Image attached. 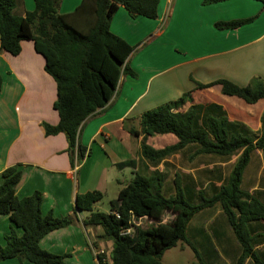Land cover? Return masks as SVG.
<instances>
[{
  "label": "trees",
  "instance_id": "obj_1",
  "mask_svg": "<svg viewBox=\"0 0 264 264\" xmlns=\"http://www.w3.org/2000/svg\"><path fill=\"white\" fill-rule=\"evenodd\" d=\"M34 1L33 11L19 14L17 9L23 6V0H0V55L5 51L17 56L23 41H33L36 52L45 59L46 72L57 85L54 109L60 120L57 125L44 123L45 135L64 134L67 152L76 166L89 154L81 143L84 122L106 109L117 94L122 76L137 77L128 60L139 46H130L113 34L111 20L120 7L133 18L157 19L159 0H83L73 13L66 15L59 12L62 0ZM225 1L228 0H204L203 4ZM256 1L264 6V0ZM257 17L219 21L215 28L221 31L238 29L253 23ZM195 83L199 90L220 86L223 95L240 98L251 105L264 99V79L260 77L245 87L227 79L210 84ZM1 84L0 76V87ZM191 95L192 92H187L177 100L144 112L140 130H131V134L143 136L142 156L155 167L193 146L199 156L231 158L238 155L230 175L211 197L200 190L197 203L188 198L179 174L174 178L175 194L166 197L163 193L165 175L159 170L151 175L136 173L111 202L110 213L94 209L103 198L100 191L78 194L76 209L89 213L84 225L101 227L103 234L99 239L112 242L111 264H162L165 252L180 243L188 244L194 251L197 260L194 264H211L189 240L188 229L199 213L217 206L240 246L235 264H246L248 260L264 264V253L258 249L264 244V233H255L253 229L254 223H264V202L242 188L253 153L259 150L264 158V115L258 136L252 137L238 131V127L245 125L231 122L220 105H192L186 111H180L191 102ZM166 135H173L177 142L163 148L148 143V138ZM18 168L6 169L0 186V215L9 216L13 223L11 232L5 237V246H0V261L18 259L33 264H66V256L42 249L40 241L48 233L72 225L74 218H59L52 212L44 215L40 191L18 198L16 188L22 179ZM166 212L175 215L169 224L163 223ZM141 218L158 224L149 229L135 226L130 235L122 233ZM17 227L23 230L22 236L17 234ZM97 259L99 264H106L105 253L98 254Z\"/></svg>",
  "mask_w": 264,
  "mask_h": 264
},
{
  "label": "crops",
  "instance_id": "obj_2",
  "mask_svg": "<svg viewBox=\"0 0 264 264\" xmlns=\"http://www.w3.org/2000/svg\"><path fill=\"white\" fill-rule=\"evenodd\" d=\"M82 1L62 0L59 12L71 14ZM203 1L159 0L157 19L133 18L124 7L119 8L111 20L110 30L130 46H139L128 60L137 77L122 76L117 94L106 109L84 122L81 143L89 154L76 166L67 152L66 136L45 135L43 124L57 125L60 120L54 109L57 85L45 70V59L30 40L21 43L22 50L17 56L1 53L0 186L4 182L3 172L18 166L22 172L16 188L18 198L40 191L44 215L52 212L59 218H74L72 225L52 231L40 241L42 249L66 256V264H99V251L106 254V264H111L112 242L99 239L103 234L101 227L84 225L89 213L76 209L78 194L108 193L110 170L119 187L117 197L136 173L151 175L159 170L164 174L160 167L168 165L169 160L152 166L141 153L143 136L131 134V130H140L144 112L192 92L191 102L180 111L192 105L217 104L223 107L231 122H239L254 132L261 130L264 99L251 105L240 98L223 95L220 86L199 90L195 82L210 84L227 79L245 87L254 78L264 79V6L256 0H228L211 5H204ZM34 9V0H23V6L17 11L21 14ZM256 15L253 23L238 29L215 28L219 21ZM176 142L173 135L148 138V143L155 148ZM188 149H194L189 157L192 162L199 155L195 154L194 146ZM183 187L188 196L193 185L183 184ZM12 226L9 216L0 215V246H5V237ZM16 232L19 236L23 234L18 227ZM192 243L205 256L199 245ZM0 264L33 263L9 259Z\"/></svg>",
  "mask_w": 264,
  "mask_h": 264
},
{
  "label": "rangeland",
  "instance_id": "obj_3",
  "mask_svg": "<svg viewBox=\"0 0 264 264\" xmlns=\"http://www.w3.org/2000/svg\"><path fill=\"white\" fill-rule=\"evenodd\" d=\"M238 131L252 137H257L259 133L246 127H238ZM193 150L188 149L182 154L170 157L168 165L160 167L165 174L163 193L166 197L175 194L174 178L176 174L181 175L184 185H193L192 191L188 193V197L193 203H197L199 200L198 190H202L207 197H211L226 182L238 158V155L231 158L200 155L191 162L189 157ZM108 178L110 182L108 193H102L103 198L95 209L104 213L111 210V202L117 199L119 189L113 180L112 170L109 171ZM197 188L199 189L197 190ZM242 188L264 202V158L259 150L253 153L251 163L244 174ZM174 216V214L166 212L163 223H171ZM157 224L158 222L154 220L142 218L135 220L132 228L134 230L135 226H140L143 229H149ZM253 229L255 233H264V223H254ZM188 238L199 245L202 253L205 254V260L211 264H235L240 254V246L219 206L199 213L192 220L188 229ZM210 246L213 249H210ZM258 249L264 253V244L259 245ZM196 261L194 251L186 243H180L177 247L166 251L162 258V264H194ZM246 264L254 263L248 260Z\"/></svg>",
  "mask_w": 264,
  "mask_h": 264
},
{
  "label": "built area",
  "instance_id": "obj_4",
  "mask_svg": "<svg viewBox=\"0 0 264 264\" xmlns=\"http://www.w3.org/2000/svg\"><path fill=\"white\" fill-rule=\"evenodd\" d=\"M134 232V230H133V228H129V229H127V230H124L122 233L124 234V235H130V234H132ZM98 254H104V251H99L98 253H97V255Z\"/></svg>",
  "mask_w": 264,
  "mask_h": 264
},
{
  "label": "water",
  "instance_id": "obj_5",
  "mask_svg": "<svg viewBox=\"0 0 264 264\" xmlns=\"http://www.w3.org/2000/svg\"><path fill=\"white\" fill-rule=\"evenodd\" d=\"M76 206V205H75Z\"/></svg>",
  "mask_w": 264,
  "mask_h": 264
}]
</instances>
